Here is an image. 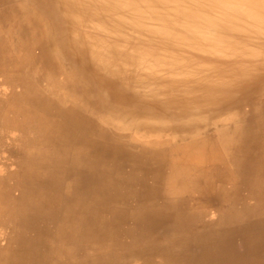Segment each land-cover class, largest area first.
I'll return each mask as SVG.
<instances>
[{
    "label": "rangeland",
    "instance_id": "1",
    "mask_svg": "<svg viewBox=\"0 0 264 264\" xmlns=\"http://www.w3.org/2000/svg\"><path fill=\"white\" fill-rule=\"evenodd\" d=\"M9 1L0 83L25 99L32 124L0 116V264H264V72L242 122L184 141L131 140L59 103L34 104L68 93L34 70L39 49L8 24Z\"/></svg>",
    "mask_w": 264,
    "mask_h": 264
},
{
    "label": "bare ground",
    "instance_id": "2",
    "mask_svg": "<svg viewBox=\"0 0 264 264\" xmlns=\"http://www.w3.org/2000/svg\"><path fill=\"white\" fill-rule=\"evenodd\" d=\"M9 2L8 24L16 22L22 42L39 49L34 70L57 76V85L68 93L51 94L50 101H41L45 95L40 93L34 104L59 103L60 110L83 114L128 139L184 141L209 128L242 122L259 89L264 0ZM46 8L67 25L48 22L42 12ZM0 70L8 71L1 64ZM8 82L6 77L0 83V107H9L0 116L20 115L11 125L29 127L25 99L5 92Z\"/></svg>",
    "mask_w": 264,
    "mask_h": 264
}]
</instances>
